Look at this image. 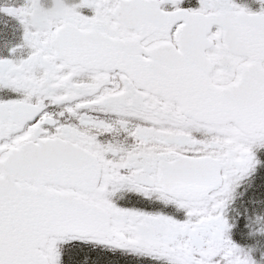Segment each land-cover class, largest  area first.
Wrapping results in <instances>:
<instances>
[{
  "label": "snow or ice",
  "instance_id": "1",
  "mask_svg": "<svg viewBox=\"0 0 264 264\" xmlns=\"http://www.w3.org/2000/svg\"><path fill=\"white\" fill-rule=\"evenodd\" d=\"M0 14V264H264V0Z\"/></svg>",
  "mask_w": 264,
  "mask_h": 264
},
{
  "label": "flooded vegetation",
  "instance_id": "2",
  "mask_svg": "<svg viewBox=\"0 0 264 264\" xmlns=\"http://www.w3.org/2000/svg\"><path fill=\"white\" fill-rule=\"evenodd\" d=\"M5 3V0H0V4ZM3 21H8L9 23H15L14 21H11L10 18L3 16V14H0V22ZM21 29L17 28L16 29V39L18 40L21 34ZM0 54H6V50H4L3 52H0Z\"/></svg>",
  "mask_w": 264,
  "mask_h": 264
}]
</instances>
